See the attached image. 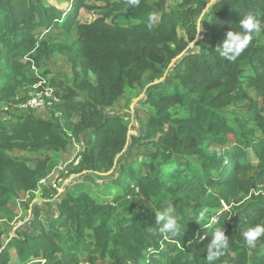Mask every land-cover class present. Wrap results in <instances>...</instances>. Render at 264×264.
<instances>
[{
  "label": "trees",
  "instance_id": "1",
  "mask_svg": "<svg viewBox=\"0 0 264 264\" xmlns=\"http://www.w3.org/2000/svg\"><path fill=\"white\" fill-rule=\"evenodd\" d=\"M97 1L103 5L73 0L67 11L48 0H0V104L17 103L18 87L39 79L32 65L51 54L64 55L73 75L54 93L51 118L0 117V214L55 167L42 151L64 152L74 138L86 146L67 169L93 179L111 172L104 178L115 193L101 201L82 186L67 192L48 229L0 238V264H207L206 244L219 226L230 246L216 264H264V237L255 249L242 238L264 223V195L253 193L264 186V30L234 62L215 53L248 13L264 22V0H140L135 8ZM85 7L98 15L76 23ZM57 28L75 29L76 38L38 44L40 29ZM169 68L171 77L148 91L154 113L129 137V114L108 109L146 75L156 82ZM142 146L152 150L144 173L124 159ZM167 203L181 217L175 237L155 221ZM203 207L207 229L195 216Z\"/></svg>",
  "mask_w": 264,
  "mask_h": 264
},
{
  "label": "rangeland",
  "instance_id": "2",
  "mask_svg": "<svg viewBox=\"0 0 264 264\" xmlns=\"http://www.w3.org/2000/svg\"><path fill=\"white\" fill-rule=\"evenodd\" d=\"M49 3L57 5L61 9L70 11L72 9L73 0H48ZM89 5L99 6L103 5L102 1L86 0ZM155 1V0H153ZM169 5L180 4L183 0H167ZM62 3V4H61ZM98 15L96 10L89 8H82L80 14L76 20V23L91 22ZM205 13L197 18V26L200 30L201 24ZM181 36H186V30L184 28L179 29ZM76 38V30H72L71 33H67L61 28L46 30L40 29L38 31V44L44 40L49 39L51 42L71 44ZM191 50L194 49V43L190 44ZM175 63V62H174ZM32 71L34 77L39 78L37 83L21 85L17 89V97L19 101L14 104H0V117L4 120H10L13 117L33 115L38 118L48 119L53 116L54 106L51 108H43L39 111L25 110L20 107V104L24 103L34 93L40 92L46 86L54 91L56 94L62 88L72 85V66L68 59L62 54H51L45 59H41L39 65H32ZM170 68L166 71L165 75L156 82H151L146 75L145 78L136 83L133 87H129L126 90L125 95L116 103L112 108L108 109L110 114H129L126 116L129 123L128 136L138 135L140 127L145 126L148 118L154 113V108L146 103L148 91L154 85L159 86L164 82L166 78L171 77ZM52 81L57 83L56 86L52 84ZM252 92V90L250 89ZM254 94V93H253ZM56 113V112H55ZM176 116H182L184 114L181 111H174ZM93 135L91 134L90 137ZM89 138V137H88ZM147 143V142H144ZM85 140L72 139L71 145H68L66 150L61 153L42 151L50 155L51 160L55 162V167L48 172V174L41 178L46 179V184L38 183V190L31 193L21 194L17 200L16 205H10L0 214V238L1 241L8 239V237L17 236L18 230H30L36 231L39 229H48L49 223L56 219L58 213V204L65 197L67 192L73 191L78 187H85L88 189L96 199L104 201L111 200L112 197H107V193L115 195L114 192L109 190L108 180L104 177H108L109 173H99L101 177L95 179L89 176L90 171H84L82 173H72L71 169H67L68 165L73 162L75 165L80 161L79 153L85 149ZM151 147L142 146L140 151H133L131 157L128 155L124 157L128 162L134 163L141 172H148V168L143 166V161L147 160V156L151 153ZM15 155H25L28 157H34L36 153L16 152ZM124 156V155H123ZM149 159V158H148ZM90 177L85 178L87 175ZM65 176V177H64ZM92 181V182H91ZM108 181V182H107ZM56 184L57 188L53 185ZM53 189H57L56 194H53ZM59 192V193H58ZM112 193V194H111ZM254 194H263L264 187H260L258 190L253 191ZM247 196L246 198H249ZM113 199V198H112ZM168 204V203H167ZM166 204V205H167ZM165 205V206H166ZM229 207H225L227 209ZM216 219V216L212 217L210 223ZM14 254V253H13Z\"/></svg>",
  "mask_w": 264,
  "mask_h": 264
},
{
  "label": "clouds",
  "instance_id": "3",
  "mask_svg": "<svg viewBox=\"0 0 264 264\" xmlns=\"http://www.w3.org/2000/svg\"><path fill=\"white\" fill-rule=\"evenodd\" d=\"M140 0H127L129 8H135L139 5ZM155 20V13L148 17V27H152ZM264 30V22L252 13H248L239 20V30H231L227 32L226 39L218 44L215 48V53L224 60L235 61L248 48L254 34H259ZM208 215L207 207L201 208L196 213L197 222L205 229L209 227L204 223ZM181 217L178 214L177 207L173 203H168L162 210L155 212L156 225H159V232L164 236L175 237L181 230ZM264 237V223H256L248 226L242 232L244 244L249 249H255L258 241ZM229 236L226 235L225 229L222 226L216 227L211 233L209 242L206 244V261L207 264H216L225 251L229 248Z\"/></svg>",
  "mask_w": 264,
  "mask_h": 264
},
{
  "label": "built area",
  "instance_id": "4",
  "mask_svg": "<svg viewBox=\"0 0 264 264\" xmlns=\"http://www.w3.org/2000/svg\"><path fill=\"white\" fill-rule=\"evenodd\" d=\"M58 103H59V99L54 94V91L49 87L48 84H46V86L43 90H41L40 92L34 93L24 103L20 104V107L22 109H25V110L39 111L43 108L44 109L45 108H51L52 106H54ZM46 181L47 180L44 178V179L40 180V184H46ZM53 187L58 189L56 184H54ZM214 221H216V219H213L212 222H214ZM202 236L204 238L205 234Z\"/></svg>",
  "mask_w": 264,
  "mask_h": 264
},
{
  "label": "crops",
  "instance_id": "5",
  "mask_svg": "<svg viewBox=\"0 0 264 264\" xmlns=\"http://www.w3.org/2000/svg\"><path fill=\"white\" fill-rule=\"evenodd\" d=\"M62 4V3H61Z\"/></svg>",
  "mask_w": 264,
  "mask_h": 264
}]
</instances>
